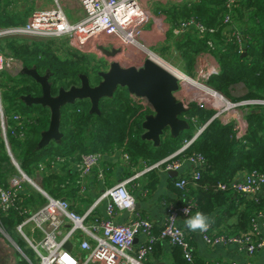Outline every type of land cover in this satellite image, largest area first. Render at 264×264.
I'll return each mask as SVG.
<instances>
[{
  "label": "trees",
  "instance_id": "trees-1",
  "mask_svg": "<svg viewBox=\"0 0 264 264\" xmlns=\"http://www.w3.org/2000/svg\"><path fill=\"white\" fill-rule=\"evenodd\" d=\"M13 1L0 0V28L26 23V14L13 9ZM169 14L174 28L193 20L206 31L199 33L196 28L189 27L177 36L169 31L166 46L168 64L193 78L200 56L208 54L219 68L218 73L205 82L209 88L233 103L264 99V0H193L171 8ZM56 44L52 39L6 37L0 39V53L21 68H35L41 76L48 74L52 96H56L61 88L79 87L82 75L88 78L91 87L100 82L99 71L102 67L107 69L104 61L71 50H63V58L60 46ZM237 89L244 93L243 96L235 98L232 95ZM0 95L8 127L5 137L12 159L27 176L34 179L38 174L41 189L52 198L66 199L71 205L82 199L77 195L76 164L83 155L98 153L105 158L122 152L129 156L128 167L139 164L151 166L182 148L185 141L191 140L196 131L205 126L183 153L184 158L199 155L204 159L202 166L191 171L198 172L199 178L194 179L189 173L169 180L168 189L176 196L171 205L194 204L188 218L197 212L204 213L212 217L215 226H222L219 235L228 238L251 233L257 217H264V194L257 200H251L230 187L244 173L258 171L264 174L262 107L246 111L248 129L243 142H239L231 125L224 126L218 120L208 123L213 111L191 104L189 112L184 115L188 129L177 137L164 134L160 145L154 147L151 142L141 139V124L144 117L151 114L150 108L136 104L126 89L118 88L111 98L99 101L98 114L90 113L88 100L61 108L60 142H51L38 149L41 133L49 126L50 112L39 105L26 106L21 97L41 96L40 86L28 76H7L0 79ZM14 115H18V121L12 119ZM14 173L15 168L0 134V186H4ZM180 179L186 180L184 189L175 188V182ZM158 181L157 169H152L147 172L142 189L151 192ZM220 184L226 185V189L219 190ZM19 198L16 208L6 214L0 211V227L8 234L13 233L24 219L23 210L35 211L46 202L31 188H27ZM24 231L30 235V230ZM160 231L161 227L153 225L152 233L156 237ZM163 242L166 241L158 239L155 242L150 256L161 257ZM17 244L31 264L38 263V258L22 238L17 240ZM171 250L173 264H210L194 252L192 262H187L178 246L171 247Z\"/></svg>",
  "mask_w": 264,
  "mask_h": 264
},
{
  "label": "built area",
  "instance_id": "built-area-1",
  "mask_svg": "<svg viewBox=\"0 0 264 264\" xmlns=\"http://www.w3.org/2000/svg\"><path fill=\"white\" fill-rule=\"evenodd\" d=\"M65 1L68 3L73 2L78 7L79 13L75 14L73 12L72 20L65 12L66 6L63 5ZM52 2L53 5L50 8L32 11L24 25L0 28V39L14 36L52 40L64 38L69 40L71 47H75V44H77L76 48L81 51L94 45L95 48L102 47L108 51L120 49L122 54L125 53L124 58H129L135 53L131 49V47H134V49L140 51V54H146L145 59H150L156 63L159 61L175 73L176 77L180 79H177L179 90L175 93V96L177 100L182 102L184 107L196 104L210 110L201 104L200 101H205V99H202L197 91L191 90V87H185L181 82V79L184 78L199 84L201 78L204 83L203 88L208 90L211 96L214 97V99L207 100L218 106V108L213 109L214 111L211 110L213 115L208 123L218 120L224 126L231 125L235 139L239 142H243L248 129L245 118L246 111L256 107L264 108V99H248L233 103L209 88L205 82L211 75L217 74V71L211 73H202L201 71L199 75L192 78L165 62L160 54L141 44L140 38L143 35V25L148 21V14L142 8V0H52ZM230 4L231 2L228 3L227 7ZM227 20L228 18L225 21ZM189 27L196 28L199 33L206 31L202 25L193 20L181 23L179 27H172L170 31L172 35L177 36ZM210 32L212 31L210 30ZM124 58H122V64L119 63L124 66L123 68H125V63L128 62L124 61ZM100 60L108 63L106 59ZM11 63L15 62L11 59L6 60L0 53V74L8 72ZM17 65L19 66L17 74H20L22 68L19 64ZM140 66H142V62L136 68H140ZM190 90L194 91L197 97L189 96ZM243 94L241 93V96ZM132 99L135 103H139V101L136 102V98L132 97ZM140 103L148 106L144 100ZM225 112H231V114L229 113V115H226L227 117L223 118ZM12 119L18 121L19 117L14 115ZM184 119H187V117L184 116ZM192 122H195V120L192 119ZM204 127L199 128L193 138L185 141L182 148L172 155L151 166L144 165V173L152 169L161 170L167 174L169 172H179L186 163L193 168L202 166L204 159L201 156L193 155L184 158L183 153ZM7 128L0 95V134L6 152L15 168V173L7 178L5 185L0 186V211L6 214L12 208H16L21 200L19 195L23 194L27 188L35 190L45 198V204L37 210L32 212L23 210L24 219L15 227V232L26 241L27 245L36 254L37 264H145L158 239L166 241L171 247H180L184 259L187 262H192L193 247L180 226L179 220L188 218L195 206L194 204H187L182 207H174L169 204L166 208V216L159 237H156L152 233L153 223L137 209L135 197L128 187L133 180L142 176V172L129 180L118 182L104 190L90 202L83 214H78L68 200L48 196L39 185L40 178L38 174L33 179L20 169L19 165L12 159L9 151L5 137ZM117 155L125 164L129 165L127 154L120 152ZM180 156H183V158L176 159ZM103 159L104 157L98 153L81 156L80 162L76 164L78 197L85 198V179L94 170H97L98 180H104V168L100 165ZM191 174L194 179L199 178L198 172H191ZM186 184L185 179H180L174 185L177 189H184ZM230 187L234 192L248 199L257 200L264 194V174L258 171L244 173L236 178L230 184ZM218 188L219 190H225L226 185L220 184ZM101 204L105 206L104 218L96 215V209ZM120 213L129 215L128 220L124 223L116 221V217ZM253 224L251 233L239 237L228 238L211 234L209 232L210 227L207 231H200V235L204 243L210 247L235 245L250 257L264 248V240L259 230L260 224L264 227V217L259 215ZM27 226H30V235H27L24 231ZM0 232L8 237V233L2 227H0ZM137 238L140 239V244L135 248L134 244ZM67 243L72 244L70 251L64 248ZM228 264L253 263L246 261L243 263L229 262Z\"/></svg>",
  "mask_w": 264,
  "mask_h": 264
},
{
  "label": "crops",
  "instance_id": "crops-1",
  "mask_svg": "<svg viewBox=\"0 0 264 264\" xmlns=\"http://www.w3.org/2000/svg\"><path fill=\"white\" fill-rule=\"evenodd\" d=\"M33 1V0H32ZM14 0L12 3V8L18 13L26 14L25 20L28 19L29 15L34 10H42L50 8L53 5L52 0L50 3H46L44 0ZM193 0H142V8L148 14V21L143 25V35L140 38V43L151 51L158 52L160 56L164 57V61L168 57L166 51V46L168 45V39L161 36L166 32H169L172 28V16H170L169 11L173 7H180L185 3ZM38 2V3H37ZM39 5V8H35V4ZM160 33V35L158 34ZM159 37V38H158ZM76 47H71L67 50L73 52H79ZM159 49V51H158ZM82 52V51H81ZM140 53V51H138ZM128 57L124 58V61H128ZM100 60V59H99ZM170 64V63H169ZM172 66V65H171ZM174 67V66H173ZM176 68V67H175ZM211 73L213 71H219L218 65L215 59L204 54L200 56L197 61L196 71L194 78L199 75V73ZM103 163V164H102ZM100 164L104 168L105 178L103 181L98 180L97 170H94L86 179V195L77 203H72V208L78 213L83 214L90 202H92L97 196H99L104 190L110 188L118 182L129 180L136 174L142 173V176L133 180L130 185H128L131 193L135 197L137 209L141 214L148 218L155 227L160 228L163 224L164 218L166 216V208L171 202L176 200V196L173 192L168 189V182L173 178H178L181 176H186L191 173L193 167L189 164H184L181 170L178 172L176 177H172L167 173L157 170V175L159 178L158 183L151 192H146L142 189L147 180V173H144L145 166L139 164L138 166L128 167L119 156L113 155L111 157H105ZM104 204H101L96 209V215L100 218L105 216ZM129 215L126 213H120L116 217V221L119 223H124L128 220ZM210 223V233L214 235H219L222 231V226L217 227L214 225V221ZM186 219H180L179 224L183 228L185 234L188 235L189 240L193 247V252L202 259L210 264H228L229 262H246L250 261L253 264H264V248L257 251L253 256H248L239 247L235 245H218L215 247H210L204 243L200 235V231H191L185 226ZM29 228H25L28 232ZM260 234L264 240V227L260 224L259 226ZM31 234V233H29ZM37 236V234H35ZM22 237L15 231L8 234V237L0 232V264H31L28 257L22 252L17 244V240ZM23 239V238H22ZM24 240V239H23ZM26 246L30 248L26 241L24 240ZM140 244V239L135 240L134 247L136 248ZM161 257L154 258V256H148L145 264H173L171 261V246L167 242H163L161 245ZM31 249V248H30ZM32 250V249H31ZM33 251V250H32ZM34 252V251H33ZM35 254V253H34ZM36 256V254H35ZM37 258V256H36Z\"/></svg>",
  "mask_w": 264,
  "mask_h": 264
},
{
  "label": "water",
  "instance_id": "water-1",
  "mask_svg": "<svg viewBox=\"0 0 264 264\" xmlns=\"http://www.w3.org/2000/svg\"><path fill=\"white\" fill-rule=\"evenodd\" d=\"M96 50L108 61L109 67L105 72L98 73L101 80L93 87L90 86L88 78L82 75L79 77V87H71L69 90L61 88L56 96H52L48 74L41 76L35 68L21 69V75L31 77L41 88V96L31 97L28 95L21 97V101L26 106L39 105L47 108L50 112L49 126L46 131L41 133L38 149L51 142H60L61 108L88 100L90 113L98 114L99 101L111 98L118 88L126 89L131 97L144 100L151 110V114L145 116L141 124L142 140L151 142L154 147H157L164 134L177 137L188 129L184 115L189 112L190 107H184L182 102L177 100L175 93L178 92L179 86L173 75L147 58L142 61L140 68H123L118 60V56L122 54L120 49L108 51L97 47ZM168 174L176 177L178 172H169ZM64 248L70 251L72 244L67 243Z\"/></svg>",
  "mask_w": 264,
  "mask_h": 264
},
{
  "label": "rangeland",
  "instance_id": "rangeland-1",
  "mask_svg": "<svg viewBox=\"0 0 264 264\" xmlns=\"http://www.w3.org/2000/svg\"><path fill=\"white\" fill-rule=\"evenodd\" d=\"M32 1V0H31ZM44 1H46V3L48 4V3H50V0H44ZM32 2H34V0L32 1ZM38 3V2H37ZM37 3L35 4L36 6H35V8L36 9H38L39 8V5H37ZM71 3V4H70ZM70 3H68L67 1H65V2H63V5L64 6H66L65 7V12H66V14L68 15V17H69V19L70 20H72L73 18H72V14H73V12H75V14H77V13H79V10H78V7H77V5L75 4V3H73V2H70ZM74 20H76V19H74ZM168 32H166V33H164V34H161V36H163L164 38H167L168 37V34H167ZM159 35H160V33H158ZM159 38V37H158ZM57 44H58V46H60V54H61V57H65V53H64V51L63 50H67L68 48H69V46H70V42H69V40H66V39H64V38H62V39H55L54 40ZM56 44V45H57ZM75 44V43H74ZM76 46L75 47H77V44H75ZM96 46L94 45L93 47H91V46H89L86 50H84V51H82L81 52V50L79 51L80 53H83V54H86V55H88V56H93L94 57V59L95 60H97V59H105L97 50H96V48H95ZM131 49L135 52L134 54H132L130 57H129V59H128V62H126L125 63V68H129V67H136V66H138L142 61H143V59H145V57H146V54L144 55V54H140V53H138V51L136 50V48L134 49V47H131ZM130 49V50H131ZM61 50H62V52H61ZM76 50H78V49H76ZM142 51V50H141ZM158 51H159V49H158ZM143 53V52H142ZM158 53V52H157ZM124 56H125V53L123 52V54H121V55H119L118 56V58H119V63L120 64H122V58H124ZM126 58V57H125ZM163 59H164V57H163ZM108 65V64H107ZM101 66V65H100ZM122 67H124V66H122ZM18 69H19V66L17 65V64H15V63H11V66H10V69H8V72H3V73H1L0 74V79H4V78H6L7 76L9 77V76H14V75H16L17 73H18ZM179 69V68H178ZM106 71V67H102V69L99 71V73L100 72H105ZM195 82V81H194ZM199 84H201V85H203L204 83L201 81V78L199 79ZM189 86V85H188ZM187 88H190V86L189 87H187ZM191 90H195L194 88L192 89V87H191ZM190 90V94H189V96H191V97H197L196 96V94L194 93V91H191ZM196 91V90H195ZM198 93V92H197ZM241 93H242V91L240 90V89H237V91H235L232 95L235 97V98H239L240 96H241ZM198 95L202 98V99H205V97H206V95H204L203 93L202 94H200V93H198ZM188 96V97H189ZM200 102H202L201 104L202 105H205V107L206 108H208V109H210V110H213V109H216V108H218V106H216V105H214L213 104V102H211V101H208L207 99H205V101L203 100V101H200ZM223 108H225V106H223ZM214 111V110H213ZM229 113L231 114V112H225V114L223 115V118H225V117H227L226 115H229Z\"/></svg>",
  "mask_w": 264,
  "mask_h": 264
},
{
  "label": "clouds",
  "instance_id": "clouds-1",
  "mask_svg": "<svg viewBox=\"0 0 264 264\" xmlns=\"http://www.w3.org/2000/svg\"><path fill=\"white\" fill-rule=\"evenodd\" d=\"M211 218L201 212H197L194 216L189 217L185 221V226L195 232V231H207L208 227L210 226Z\"/></svg>",
  "mask_w": 264,
  "mask_h": 264
},
{
  "label": "bare ground",
  "instance_id": "bare-ground-1",
  "mask_svg": "<svg viewBox=\"0 0 264 264\" xmlns=\"http://www.w3.org/2000/svg\"><path fill=\"white\" fill-rule=\"evenodd\" d=\"M144 53V51H141ZM119 60V58H118ZM162 68H164L166 71H168L171 75H173L176 79H178L175 75V73L165 64L163 63H160L159 61L157 62ZM180 80V79H178ZM181 82L183 83L182 85H184L185 87H192L194 88L197 92L199 93H203L204 95H206L205 99H214L213 96H211V94L209 93L208 90L204 89L202 85H199L198 83H195L193 81H190V80H187V79H184L182 78L181 79ZM189 85V86H188Z\"/></svg>",
  "mask_w": 264,
  "mask_h": 264
},
{
  "label": "flooded vegetation",
  "instance_id": "flooded-vegetation-1",
  "mask_svg": "<svg viewBox=\"0 0 264 264\" xmlns=\"http://www.w3.org/2000/svg\"><path fill=\"white\" fill-rule=\"evenodd\" d=\"M105 64H106V66H107V69H108V67H109V64H108V63H106V62H105ZM107 64H108V65H107ZM107 69H106V70H107ZM135 100H136V102H137V101H139V103H136V104L143 105L142 103H140V102H142L143 100H139V99H135ZM145 106H146V105H145ZM147 107H148V106H147Z\"/></svg>",
  "mask_w": 264,
  "mask_h": 264
}]
</instances>
